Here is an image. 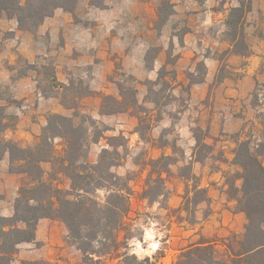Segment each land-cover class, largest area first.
Instances as JSON below:
<instances>
[{
	"label": "rangeland",
	"instance_id": "374dc122",
	"mask_svg": "<svg viewBox=\"0 0 264 264\" xmlns=\"http://www.w3.org/2000/svg\"><path fill=\"white\" fill-rule=\"evenodd\" d=\"M167 2L78 0L32 31L0 14L2 27L13 29L0 38L14 41H0V48L15 55L0 77V113L7 127L1 136L31 147L41 141L49 115L72 118L85 130L86 162L95 165L108 151L105 165L114 164L110 172L132 191L117 252L93 256L88 264H117L116 254L123 253L172 264L182 249L199 242L213 244L215 258L224 261L226 245L245 231L247 218L229 185L241 186L233 164L237 143L249 142L264 166V0ZM241 6L248 57L231 52L243 48H232L237 33L227 24L237 16L229 18L230 11ZM120 88L128 98L133 93L136 104L106 114L102 97L120 99ZM196 139L207 148L196 147ZM61 143L53 140L56 156ZM0 165L10 172L7 154ZM41 166L45 181L69 190L65 176H53L49 163ZM159 173L166 197L143 199L146 180ZM17 175L19 187L28 183ZM194 182L209 199L189 205L186 213L183 197L187 190L192 196ZM19 187L5 202L11 215H0V229L3 218L14 215ZM96 195L104 200L106 190ZM39 221L38 240L16 245L3 264H83L62 222Z\"/></svg>",
	"mask_w": 264,
	"mask_h": 264
},
{
	"label": "trees",
	"instance_id": "16d2710c",
	"mask_svg": "<svg viewBox=\"0 0 264 264\" xmlns=\"http://www.w3.org/2000/svg\"><path fill=\"white\" fill-rule=\"evenodd\" d=\"M77 1L0 0V14L14 19L20 30L32 31L56 9L70 10ZM163 3L165 6L169 4L167 0H163ZM243 13V6L233 8L229 18L237 16L234 21H227V24L237 33L236 39L232 41V48H243L242 52H231L245 56L249 55V48L242 39ZM119 90L120 99L102 97L101 110L106 114L123 112L136 104L133 93L131 99L126 97L122 88ZM6 128L0 113V161L7 154L11 164L10 172L24 174L28 183L18 189L13 217L3 218L6 224L0 229V264L7 261V256L14 253L15 246L19 243L35 241L37 222L42 218L57 220L66 226L69 238L83 255V264L92 261L93 256L117 252L120 245L118 230L129 211L132 191L128 181L110 172L114 164L108 162L109 165H105L104 155L109 152L103 150V156L95 165L86 162L83 151L85 130L81 125H76L72 118L58 114L48 116L41 141L31 147L22 148L16 142L2 137ZM55 138L60 139L63 146L59 156L54 154ZM196 147L207 148L200 139H196ZM234 155L233 164L240 169L236 176L241 180V186L238 188L232 183L229 187L237 210L247 218L244 234L235 244L226 245L227 260L215 258L213 244L199 242L182 249L172 264H264V166L247 141L237 143ZM164 158L166 157L162 156L154 162ZM42 163L51 165L53 176H65L70 182L69 190L55 187L49 180L45 181ZM190 180L195 181V177L191 175ZM101 188L106 190L104 200L96 195ZM164 190L163 177L159 173L156 179L152 180L150 177L146 180L142 197L149 200L152 196L155 202L159 197H166ZM190 192L191 197L188 190L183 197L185 202L182 210L186 213L189 205H197L209 199L206 190L196 182ZM18 223H23L24 228H19ZM4 227L8 230H4ZM116 256L119 259L117 264H155L148 258L138 259L128 253Z\"/></svg>",
	"mask_w": 264,
	"mask_h": 264
},
{
	"label": "crops",
	"instance_id": "0c3cea01",
	"mask_svg": "<svg viewBox=\"0 0 264 264\" xmlns=\"http://www.w3.org/2000/svg\"><path fill=\"white\" fill-rule=\"evenodd\" d=\"M3 24V23H1ZM0 24V25H1ZM5 30L11 31L13 30L12 28H7V27H2V25L0 26V34H2V32H4ZM0 41L3 44H7L10 41L14 42L13 39H3L0 38ZM13 45V44H12ZM15 55L11 54L7 49L4 48H0V77L2 76L1 74H3L4 71V64L6 62L7 59L12 60L14 58ZM235 56L237 57H248L249 55H239L236 54ZM1 81V79H0ZM21 175H17L14 173H11L8 171L7 166H3L0 165V215L7 217L9 215H11L10 210H6L5 208V202H7L10 199V194L12 193V191H14L15 189H17V187H19V184L21 182ZM11 182L12 185H8V182ZM2 196V197H1ZM40 222L37 224V229L35 230V238H37L38 240V236H39V226H40ZM36 242V239H35Z\"/></svg>",
	"mask_w": 264,
	"mask_h": 264
}]
</instances>
